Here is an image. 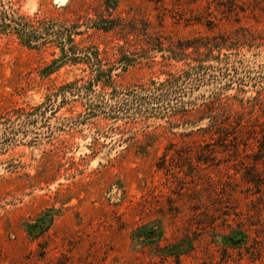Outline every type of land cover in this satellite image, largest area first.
<instances>
[{"label":"rangeland","instance_id":"374dc122","mask_svg":"<svg viewBox=\"0 0 264 264\" xmlns=\"http://www.w3.org/2000/svg\"><path fill=\"white\" fill-rule=\"evenodd\" d=\"M0 264H264V0H0Z\"/></svg>","mask_w":264,"mask_h":264},{"label":"trees","instance_id":"16d2710c","mask_svg":"<svg viewBox=\"0 0 264 264\" xmlns=\"http://www.w3.org/2000/svg\"><path fill=\"white\" fill-rule=\"evenodd\" d=\"M17 30H18V34H19V36H20V38L25 42L26 41V43L28 44V45H30L33 41H35V39H36V35H35V31L34 30H30V29H28L27 27H25V26H23L22 25V27H20V28H17ZM61 42H63V41H61ZM65 42H67V39H65ZM229 239H232V238H229ZM234 239V238H233ZM232 239V240H233ZM235 240V239H234Z\"/></svg>","mask_w":264,"mask_h":264}]
</instances>
